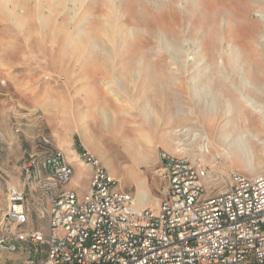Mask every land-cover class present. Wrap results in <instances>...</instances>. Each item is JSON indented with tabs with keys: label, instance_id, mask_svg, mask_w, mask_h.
I'll list each match as a JSON object with an SVG mask.
<instances>
[{
	"label": "rangeland",
	"instance_id": "1",
	"mask_svg": "<svg viewBox=\"0 0 264 264\" xmlns=\"http://www.w3.org/2000/svg\"><path fill=\"white\" fill-rule=\"evenodd\" d=\"M102 1L100 13V0H0V65H9L10 58L21 69L34 66L20 60L21 54L31 55L56 84L47 99L32 106L29 96L13 97L0 83V210L9 189L23 192L31 229L36 195L42 191L37 171L55 149L87 166L82 154L98 159L136 202L140 194L157 202L163 198V155L185 157L204 168L208 194L224 191L234 172L264 177V150L248 134L251 130L264 140V125H258L262 116L245 104V99L264 104V0L249 6L243 0H210L208 6L182 0L178 4L184 3L191 18L178 35L173 30L181 16L176 22L163 19L168 7L158 0ZM217 9L233 15L240 30L235 25L228 38L218 37L212 55L207 49L200 53L195 17ZM96 15L104 17L102 27L111 25L120 35L111 41L88 39ZM54 33L66 35L56 40ZM232 38L240 53L228 48L235 47ZM58 50L65 52L60 56ZM185 129L208 135L209 154L194 149L196 142ZM129 130H136L140 151L148 148L144 161H136V152L122 143ZM227 142L241 148L247 166L224 156ZM35 249H30L31 260L41 257ZM27 250L0 253V264H24Z\"/></svg>",
	"mask_w": 264,
	"mask_h": 264
},
{
	"label": "built area",
	"instance_id": "2",
	"mask_svg": "<svg viewBox=\"0 0 264 264\" xmlns=\"http://www.w3.org/2000/svg\"><path fill=\"white\" fill-rule=\"evenodd\" d=\"M82 157L91 168L82 195L65 188L74 170L61 150L40 161L33 212L47 218V234L27 227L24 193L8 192L0 253L28 248L24 264H264V177L234 172L224 191L208 194L204 168L163 155V198L138 209L98 159Z\"/></svg>",
	"mask_w": 264,
	"mask_h": 264
},
{
	"label": "bare ground",
	"instance_id": "3",
	"mask_svg": "<svg viewBox=\"0 0 264 264\" xmlns=\"http://www.w3.org/2000/svg\"><path fill=\"white\" fill-rule=\"evenodd\" d=\"M130 4L135 3L136 0H128ZM182 0H158V4L160 6H167L168 7V10L166 11L167 13L164 14L162 17L163 19L164 18H167L166 20H169V21H177L176 19L178 18V16H181V21L178 22L177 24L175 23L176 28L173 30V34L174 35H178V30L181 28L182 29V25L190 20V16L191 14H188L187 12L184 11V3H183V6H180L178 4V2H180ZM215 1V0H214ZM244 2H246V4L249 6V5H254V4H261L262 3V0H243ZM139 4L142 3L141 1H137ZM207 2H210V0H199V4L198 6H204V4L207 5ZM154 3V2H153ZM106 4V3H105ZM156 4V3H155ZM245 4V3H244ZM127 5V3H126ZM205 5V6H206ZM106 6V5H105ZM124 6V5H123ZM134 6V5H133ZM149 6V5H148ZM154 6V5H152ZM208 6V5H207ZM98 7V8H97ZM108 7V6H107ZM183 10H182V8ZM90 8H93V6H89L88 9ZM96 8L99 10V12L101 13L102 12V9H103V1L100 0V2H98V5L96 6ZM105 8V7H104ZM153 8V7H152ZM212 8V7H211ZM216 8V7H215ZM218 8V7H217ZM141 9H143L141 7ZM207 9V8H206ZM218 10V9H217ZM212 11V10H211ZM159 15H162V14H159ZM127 17V16H125ZM157 17V16H156ZM162 17H160L162 19ZM189 17V18H187ZM104 18V17H103ZM102 18V19H103ZM107 18V17H106ZM102 19H101V15H96L93 17V27L89 28L90 32L87 33L88 34V39L91 37V38H102V37H106L108 40H114L115 37L118 35H120L119 32H114L112 31V27L110 25V28H106L105 27H102L103 23L102 22ZM158 19V17H157ZM195 20L196 22H198V24L200 25L201 29L195 33V37H197V39H203V43L199 42L198 40V44H197V48H198V52H202L204 51L205 49H207L209 52L211 51V55L213 54V52H215L218 48V45H217V41L216 39L218 37H223V38H228L227 37V34L232 31V29L234 28L235 25H237L238 21H236V18L231 14H229L225 9L224 10H218L217 12H214V13H211V12H208L206 10H204L203 12L200 11V13H198L195 17ZM113 21V20H112ZM109 22V21H108ZM112 24V23H111ZM91 27V26H90ZM184 27V25H183ZM237 27V28H236ZM235 28L236 30H240V24L237 25ZM179 28V29H178ZM185 29V27H184ZM242 29V28H241ZM180 31V30H179ZM184 31V30H183ZM55 34V33H54ZM82 34V32H81ZM60 35L64 36L65 38V33L63 34H55L54 36H56V40H60ZM85 36V35H84ZM87 36V35H86ZM122 36V35H121ZM199 36V37H198ZM45 37V36H44ZM47 37V36H46ZM67 37V36H66ZM43 38V37H41ZM96 38V39H97ZM232 41H234V43H236V39L232 38ZM114 42V41H113ZM262 42V41H261ZM60 49H64V47H66V49L68 48V46L66 45H60L58 46ZM228 48H230V50H233L237 53H240L241 48L239 47V45L236 43L235 44V47H231L228 45ZM59 49V50H60ZM65 49V51H66ZM58 52L60 53V56L62 55V51H59ZM257 51H259V49H255V52L258 53ZM249 88H251V86H249ZM245 104H247L246 106H248L250 109L254 110L256 112V114L258 113L259 115L262 116L261 118V124L259 123V129L261 127V125L263 124L264 125V104L263 105H259L258 102L256 103L255 101H253L252 99H248L246 100L245 99ZM191 116V115H190ZM207 116V115H206ZM185 117V115L183 116ZM180 121V120H179ZM178 121V122H179ZM248 122V125L251 124L249 120H246ZM254 122V121H253ZM185 123V122H184ZM256 123V122H255ZM254 123V124H255ZM246 125V124H245ZM253 125V123H252ZM254 126H257V125H254ZM258 128V126H257ZM256 128V129H257ZM250 133H248L250 135V140H252L253 142H256L257 144H259L263 150H264V140H262L260 138V136L256 135V134H252L251 133V130H249ZM127 138L123 139V142L124 145H126L127 147H130L131 149H133L135 152H136V155L135 156V160L140 162V161H144L145 160V156H144V153L148 151V148H143V150H139L138 148V142H139V138L137 137V132L136 130H129L127 131ZM183 132L185 133H188L189 136L192 137V141L196 142V146L194 147V149L199 152V153H207L209 154V145L212 143L211 139H209L208 135L206 136L205 134L203 133H196V132H192L190 129H185ZM175 133H179L178 131H175ZM182 133V132H181ZM184 134V133H183ZM163 139H164V134L161 135L158 139H156V142L159 144V143H162L163 142ZM187 140V139H186ZM155 141V140H154ZM154 143V142H153ZM178 145L180 143H177ZM189 144V143H188ZM191 144V143H190ZM222 152L224 154V156L229 160V161H232V159L234 160H238L239 163L244 166H247L248 164L244 161L243 157H242V154H241V148L238 147V146H235V148H232V145L231 144H228L227 142V145L224 147V149H222ZM47 155V154H46ZM45 155V156H46ZM249 157V156H247ZM214 160V159H212ZM236 160V161H237ZM233 162V161H232ZM250 162V161H248ZM212 163V162H211ZM250 165V164H249ZM105 168V167H104ZM110 175V174H109ZM74 176V175H73ZM91 178V176H90ZM72 182V181H71ZM70 182V183H71ZM69 183V184H70ZM89 183H90V179H89ZM89 183H88V187H89ZM87 187V188H88ZM86 188V190H87ZM11 189H15V188H11ZM9 189V191L11 190ZM17 190V189H15ZM85 190V191H86ZM8 191V192H9ZM19 192V190H17ZM75 191L77 194L78 192L76 190H73ZM85 191L83 193H85ZM21 192V191H20ZM82 193V194H83ZM8 194V193H7ZM82 194H78V195H82ZM25 196V195H24ZM7 198V196H6ZM137 198V202H136V207L138 209H143L145 208L146 206H156L158 204V202L156 200H154L152 197H150L149 195H144V194H140L139 196L136 197ZM25 199H26V196H25ZM26 204H27V199H26ZM6 205H7V202H6ZM28 205V204H27ZM35 205H36V199H35ZM29 206V205H28ZM153 207V208H154ZM148 208V207H147ZM6 209V207L2 210L4 211ZM28 227V226H27ZM32 229V228H31ZM36 230V229H35Z\"/></svg>",
	"mask_w": 264,
	"mask_h": 264
},
{
	"label": "crops",
	"instance_id": "4",
	"mask_svg": "<svg viewBox=\"0 0 264 264\" xmlns=\"http://www.w3.org/2000/svg\"><path fill=\"white\" fill-rule=\"evenodd\" d=\"M20 60L21 62L24 61L27 64L31 63L32 61L35 65L26 66L25 68L21 69L16 66L17 64H12L13 62H11L9 58L7 63L9 65H0V83L8 92L11 93L13 97L21 99L29 96L32 99V106H34L35 104H38V102L43 98L47 99L49 92L56 87V84L54 85L55 80L49 78L50 76L47 75L48 72L45 71L40 65L39 67L36 66V60H32L31 55L29 58L27 54H21ZM17 102L18 105L21 104L20 101ZM79 150L81 149H78V151ZM65 159L74 170L72 182L66 186V189L76 190L78 194H82L88 187L91 176V168L87 165H83L79 158L65 157ZM82 175L84 180L81 179ZM46 203H49V199L46 200ZM30 227L47 234V218L43 220H37L35 218V221L32 222Z\"/></svg>",
	"mask_w": 264,
	"mask_h": 264
}]
</instances>
